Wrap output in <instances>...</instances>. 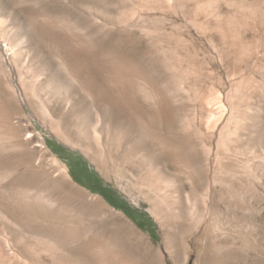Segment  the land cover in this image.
Segmentation results:
<instances>
[{
    "label": "rangeland",
    "instance_id": "rangeland-1",
    "mask_svg": "<svg viewBox=\"0 0 264 264\" xmlns=\"http://www.w3.org/2000/svg\"><path fill=\"white\" fill-rule=\"evenodd\" d=\"M0 264H264V0H0Z\"/></svg>",
    "mask_w": 264,
    "mask_h": 264
},
{
    "label": "trees",
    "instance_id": "trees-1",
    "mask_svg": "<svg viewBox=\"0 0 264 264\" xmlns=\"http://www.w3.org/2000/svg\"><path fill=\"white\" fill-rule=\"evenodd\" d=\"M102 193L106 196V193H105V192H102ZM109 198H110V197H109ZM110 199H111V198H110ZM110 199H109V200H110Z\"/></svg>",
    "mask_w": 264,
    "mask_h": 264
}]
</instances>
